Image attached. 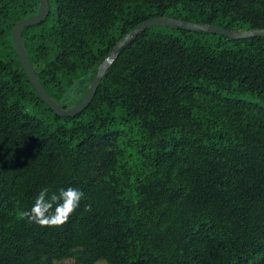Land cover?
<instances>
[{
  "label": "trees",
  "instance_id": "trees-1",
  "mask_svg": "<svg viewBox=\"0 0 264 264\" xmlns=\"http://www.w3.org/2000/svg\"><path fill=\"white\" fill-rule=\"evenodd\" d=\"M22 46L68 109L132 29L156 17L264 30V0H48ZM39 0H0V264H264V36L157 24L133 36L73 117L22 69L14 26ZM76 188L61 227L21 217ZM91 205V211L86 210Z\"/></svg>",
  "mask_w": 264,
  "mask_h": 264
},
{
  "label": "water",
  "instance_id": "water-1",
  "mask_svg": "<svg viewBox=\"0 0 264 264\" xmlns=\"http://www.w3.org/2000/svg\"><path fill=\"white\" fill-rule=\"evenodd\" d=\"M49 13V4L48 0H39V8L37 13L27 19H24L18 22L13 30H12V42L15 53L17 55L18 61L26 73L32 87L37 92L40 99L47 104L55 114L58 116H66V117H73L80 113L91 101L94 96V93L100 83L101 78L103 77L104 73L106 72L107 68L112 64V62L117 58L119 50L123 45L128 42L133 36L137 33L141 32L142 30L146 29L147 27L154 26L157 24H161L164 26H179L183 30L187 31H203L209 34H216L220 36L228 37L229 39H241V38H250L255 36H264V30L259 31H228L214 26H207V25H197L187 22H181L172 18L168 17H156L151 18L142 24L138 25L134 29H132L129 33H127L113 48L112 53L109 57H107L98 67L96 74L93 77V80L88 88V91L83 96V98L74 106L69 109H62L59 104L55 101L50 99L48 95L45 93L43 88L41 87L39 81L36 78V75L29 63V60L25 54L24 48L22 46L21 41V34L24 28L30 27L32 25H37L43 22Z\"/></svg>",
  "mask_w": 264,
  "mask_h": 264
},
{
  "label": "clouds",
  "instance_id": "clouds-1",
  "mask_svg": "<svg viewBox=\"0 0 264 264\" xmlns=\"http://www.w3.org/2000/svg\"><path fill=\"white\" fill-rule=\"evenodd\" d=\"M49 189H42L36 197L30 210L23 211L21 217L28 223H34L40 227H61L66 224L71 214L79 206L83 193L69 187L60 189L58 194L48 195ZM86 210L91 211V205H86ZM106 264V262H105Z\"/></svg>",
  "mask_w": 264,
  "mask_h": 264
},
{
  "label": "rangeland",
  "instance_id": "rangeland-1",
  "mask_svg": "<svg viewBox=\"0 0 264 264\" xmlns=\"http://www.w3.org/2000/svg\"><path fill=\"white\" fill-rule=\"evenodd\" d=\"M71 104H67V108L69 109V108H71ZM56 264H71V262L70 261H65V262H62V263H56ZM100 264H104V263H100Z\"/></svg>",
  "mask_w": 264,
  "mask_h": 264
}]
</instances>
